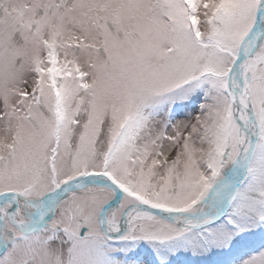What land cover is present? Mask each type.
I'll return each mask as SVG.
<instances>
[{"label": "snow or ice", "instance_id": "6c2138e0", "mask_svg": "<svg viewBox=\"0 0 264 264\" xmlns=\"http://www.w3.org/2000/svg\"><path fill=\"white\" fill-rule=\"evenodd\" d=\"M0 264H264V0H0Z\"/></svg>", "mask_w": 264, "mask_h": 264}]
</instances>
